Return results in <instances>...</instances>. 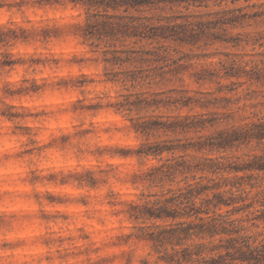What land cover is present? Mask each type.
Segmentation results:
<instances>
[{
	"label": "clouds",
	"instance_id": "1",
	"mask_svg": "<svg viewBox=\"0 0 264 264\" xmlns=\"http://www.w3.org/2000/svg\"><path fill=\"white\" fill-rule=\"evenodd\" d=\"M0 264H264V0H0Z\"/></svg>",
	"mask_w": 264,
	"mask_h": 264
}]
</instances>
